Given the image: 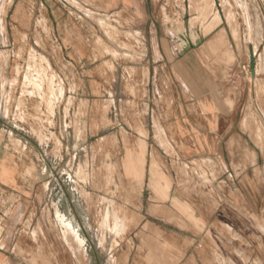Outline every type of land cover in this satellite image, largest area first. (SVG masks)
Listing matches in <instances>:
<instances>
[{"label": "rangeland", "instance_id": "rangeland-1", "mask_svg": "<svg viewBox=\"0 0 264 264\" xmlns=\"http://www.w3.org/2000/svg\"><path fill=\"white\" fill-rule=\"evenodd\" d=\"M185 48L201 67L219 70L220 113L258 154L243 181L246 191L254 184L252 204L235 195L236 171L200 170L203 180L224 182L232 218L218 239L198 236L207 248L198 257L264 264V0H125L113 11L88 0H1L3 252L25 264H172L179 242L159 229L175 227L154 217L149 181L202 157L184 156L170 133L175 110L162 56ZM141 143L142 183L127 170ZM181 205L192 213L217 204L185 195Z\"/></svg>", "mask_w": 264, "mask_h": 264}, {"label": "crops", "instance_id": "crops-1", "mask_svg": "<svg viewBox=\"0 0 264 264\" xmlns=\"http://www.w3.org/2000/svg\"><path fill=\"white\" fill-rule=\"evenodd\" d=\"M88 2L95 10L113 11L118 9L125 0H88ZM215 39L207 41L205 48L209 50L210 44H214ZM162 59L169 71L166 89L170 96V107L175 110V114L169 112L171 138L179 145L184 156H194L197 153L200 155L201 153L202 157L198 159L199 161L197 160L198 166L185 158L179 164L180 167L176 165L173 168L169 167L170 179L162 177L160 174L159 176L152 175L149 187H152L155 192L150 191V202L156 212L154 217L168 219V223L175 227L168 234L159 229L160 233L175 237L179 242L174 246L172 264H205V260L198 257V252L207 248H205V243H197L198 236L208 232L211 235L214 234L218 239L217 235L222 233L220 225L228 224L232 214L225 208V204L229 202L228 198L231 197L223 186L224 182H219L214 178L203 180L200 170L206 172L220 170L222 174L226 171H232L234 174L236 171L238 178L237 194L235 195L240 198L245 195L248 203L252 204L256 202V192L250 191L251 185L254 184L249 182V189L246 191L243 181L249 180L251 174L254 175L258 154L256 149L244 140V132L234 129L235 120L220 113V109L226 104L222 94L221 75L220 72H217L219 70L216 67H201L195 60L192 49L188 48L178 54L170 52L166 56H162ZM144 152V146L141 143L140 148L132 153L131 162L135 166L127 169L134 171L136 174L132 173L129 176L135 177L141 183L144 174ZM178 169L185 171V174L174 175L173 172H177ZM224 180H226L225 177ZM185 195H191L193 198L200 196L214 198L217 204L216 208L210 210L208 207L207 209L204 207L205 211L194 210L191 213L181 205V200ZM230 202L234 203L232 200ZM233 208L236 210L235 207ZM236 212L239 215L240 211L236 210ZM236 212L233 211V213ZM188 218L198 220L196 222L198 226L189 224L186 221ZM183 223L189 227L186 229L180 227L179 225ZM197 227L201 230L199 231ZM219 245L221 246V244ZM222 247L225 249L224 246ZM2 250L3 248L0 247V264L26 263L7 255V250L4 252Z\"/></svg>", "mask_w": 264, "mask_h": 264}, {"label": "bare ground", "instance_id": "bare-ground-1", "mask_svg": "<svg viewBox=\"0 0 264 264\" xmlns=\"http://www.w3.org/2000/svg\"><path fill=\"white\" fill-rule=\"evenodd\" d=\"M0 1H1V0H0ZM157 124H158V123H157ZM158 126H159V125H158ZM158 126H157V127H158ZM155 128H156V127H155ZM159 128H161V127L159 126ZM157 129H158V128H157ZM157 129H156V130H157ZM160 130H162V129H160ZM160 130H159V132H160ZM160 133H161V132H160ZM161 135L164 136V134H162V133H161ZM157 136H158V134H157ZM159 136H160V135H159ZM161 138H162V137H161ZM68 224H69V226H70V227L72 228V230H73V227L71 226V224H70L69 222H68ZM70 227H69V228H70ZM66 234H67V233H66ZM68 234H69V233H68ZM63 236H65V235L63 234ZM65 238H66V237H65ZM75 238H76L77 240L80 241V238H79V237H75ZM74 241H75V240H74ZM77 243H78V242H76V244H77ZM78 244H79V243H78ZM72 245H73V244H72ZM76 246H77V245H76Z\"/></svg>", "mask_w": 264, "mask_h": 264}, {"label": "water", "instance_id": "water-1", "mask_svg": "<svg viewBox=\"0 0 264 264\" xmlns=\"http://www.w3.org/2000/svg\"><path fill=\"white\" fill-rule=\"evenodd\" d=\"M251 73H252V76H253V74H254V69H253V67L251 68Z\"/></svg>", "mask_w": 264, "mask_h": 264}]
</instances>
